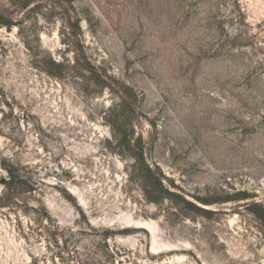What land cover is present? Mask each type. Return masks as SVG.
<instances>
[{
  "label": "rangeland",
  "instance_id": "obj_1",
  "mask_svg": "<svg viewBox=\"0 0 264 264\" xmlns=\"http://www.w3.org/2000/svg\"><path fill=\"white\" fill-rule=\"evenodd\" d=\"M0 264H264V0H0Z\"/></svg>",
  "mask_w": 264,
  "mask_h": 264
}]
</instances>
